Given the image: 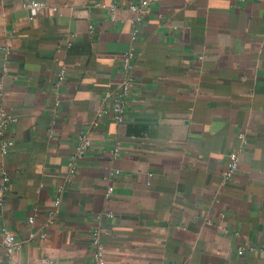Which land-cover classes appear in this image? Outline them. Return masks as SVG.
<instances>
[{"label":"crops","instance_id":"1","mask_svg":"<svg viewBox=\"0 0 264 264\" xmlns=\"http://www.w3.org/2000/svg\"><path fill=\"white\" fill-rule=\"evenodd\" d=\"M142 1L0 0V257L95 264L99 230L108 264H264V1Z\"/></svg>","mask_w":264,"mask_h":264},{"label":"built area","instance_id":"2","mask_svg":"<svg viewBox=\"0 0 264 264\" xmlns=\"http://www.w3.org/2000/svg\"><path fill=\"white\" fill-rule=\"evenodd\" d=\"M161 1L162 0H143L140 4H132L131 9L135 12H142L145 8L153 4L159 3ZM242 1H248V0H242ZM30 7L34 12H37L42 7H45V5L43 3L33 2L30 5ZM51 10L54 13L57 12L56 8H52ZM133 56L134 53L129 52L125 55L122 61L124 74H123L122 82L120 83L116 95L113 99L112 108H111V111L114 113L116 120L120 123L124 121L125 104L133 88L134 78L131 73ZM66 75H67L66 70L65 69L62 70L59 73V82H62L65 79ZM15 121L16 118L12 114H8L5 111H2V118L0 119V142L2 145V151L4 153H8L9 151H11L15 145L14 139H12L7 135L9 126ZM78 144H79L78 156L81 157L89 151V149L92 146V141L87 134L81 133L78 137ZM239 163H240L239 153L237 151L230 152L227 158V168L223 174L225 181H231L236 176V174L240 170ZM70 166H71V171L68 176L69 179L72 178L75 174V166L72 162ZM9 182H10L9 177L7 175H4L3 184L0 187V193H1L0 204H2L3 198L6 195L7 191L9 190ZM108 194L110 195L111 192L109 191ZM59 205L60 203L59 201H57L56 208L59 207ZM53 214L54 212L50 213V215ZM3 245H4V252L3 255L0 257V264H16L15 255L21 249V244L17 239V236L14 233L8 231L4 232ZM92 245H93V257L95 260V264H108L107 256L104 251V245L99 230L95 231L94 233ZM243 250L244 249L242 248L239 252L243 253ZM42 262L48 263V259H43Z\"/></svg>","mask_w":264,"mask_h":264}]
</instances>
